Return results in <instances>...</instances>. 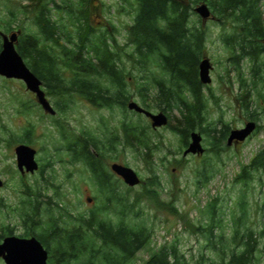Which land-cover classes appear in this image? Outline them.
I'll return each mask as SVG.
<instances>
[{"label":"rangeland","instance_id":"rangeland-1","mask_svg":"<svg viewBox=\"0 0 264 264\" xmlns=\"http://www.w3.org/2000/svg\"><path fill=\"white\" fill-rule=\"evenodd\" d=\"M54 2L63 8L58 9L49 3L52 17L62 26V31L75 40V19L80 15L77 10L80 0ZM30 3L33 0H0V30L7 34L16 30L23 34L36 32ZM69 4L72 6L68 7ZM134 4V0H89L87 20L95 33L102 32L108 41L116 39L118 50L126 62L127 72L132 71V75L136 77L131 79L132 76H129L127 81L131 99L143 106L138 96L137 83L144 82V77H150L151 72L139 70L135 60L126 55L132 49L128 42L127 26L134 16L131 12ZM261 8L264 9V2ZM210 9L212 10L211 7ZM214 15V18L210 17L211 19L202 23L207 32L205 55L212 64L211 82L203 85L206 93V87L211 88L213 95L218 98V105L208 100L204 116L205 123L211 122L219 128L222 121L229 125L230 130L243 126L247 121L236 99L238 82L235 81L236 70L227 62L229 48L220 40V36L232 32L235 22L230 19L222 22ZM190 19L191 23L200 24L201 19L194 11ZM7 27L11 29L6 31ZM53 48L58 49L57 46ZM241 65L244 76L248 78L249 62L244 59ZM226 67L229 68L230 81L226 76ZM61 68L66 80L71 79L74 75L71 69ZM220 76H224L223 79ZM42 88L46 94V88ZM46 96L55 110L53 114L42 109L34 94L25 88L21 80L0 76V178L3 181L0 186V230H6L9 226L12 234H28L23 237H29L33 232L41 233L42 227H46V222L51 218L59 219L61 227L75 230L81 227L78 216H89L97 210L113 223L123 217L125 222L130 220L132 223L144 224L150 230L146 244L123 264H145L161 246L174 242L179 253L190 264L199 260L203 264H218L222 257L227 259L233 248L236 251L243 249L241 236L246 239L249 234L256 238L253 264H264V234H261L264 231L263 179L260 180L257 174H253L250 180L244 182L234 180L241 166L264 146V117L259 111L256 114L260 128L238 145L222 147L223 150L215 155L211 150L210 137L196 128L195 131L202 135L204 152L201 155L189 153L183 156L182 152L187 144L183 145L180 135L170 130L168 124L153 128L150 119L144 114L127 108L124 110L119 106L97 107L78 93L68 97L69 107L61 111L55 106L57 97ZM153 97V92L147 95L150 103L148 110L159 112L161 110ZM29 105H32L31 109L26 110ZM168 112L171 124L175 123L173 117L179 116L178 109L174 107ZM122 120L148 125L146 132L152 137L151 142L158 145L152 165V170L160 181V185L155 186L157 199L143 197L147 189L144 184L148 185L146 182L153 173L142 156L131 147L122 148L117 145L112 149L105 142L106 137L112 134H122ZM59 125L71 137L89 133L104 141L105 149L101 150L102 164L111 175V185L121 198L120 205L123 204L124 207L115 206L113 199L107 200L110 190L102 188L89 167L70 153ZM25 130L30 131V144L17 142ZM7 139L13 142L8 145ZM189 141L190 138L187 143ZM19 143L36 149L38 168L34 172H19L14 152L15 145ZM112 162L134 169L141 179L140 183L135 186L125 184L110 170ZM203 166L208 176L204 182L200 181L202 176L199 175ZM26 190L37 197L30 207L23 203L28 199ZM87 196L91 197L90 201L86 200ZM158 201H164V206L156 205L155 202ZM132 203L134 206H130ZM211 204L215 205V236L209 240L202 227L209 223ZM33 205H37L36 216L33 220L23 222L25 212L31 213ZM33 222L36 224L33 225ZM40 222L44 225L39 226ZM85 235L88 236V233ZM79 262L73 261L72 264ZM0 264H5L1 258Z\"/></svg>","mask_w":264,"mask_h":264},{"label":"trees","instance_id":"trees-1","mask_svg":"<svg viewBox=\"0 0 264 264\" xmlns=\"http://www.w3.org/2000/svg\"><path fill=\"white\" fill-rule=\"evenodd\" d=\"M134 1L131 11L134 16L131 24L127 26L128 42L132 49L126 55L135 60L139 70L151 72L150 77H144V82L137 83L138 96L143 106L148 109L150 103L147 95L153 92L156 106L166 113L168 119V111L174 107L178 109L179 116L173 117V124L168 120V127L180 135L183 145L187 144L190 132L198 128L201 133L210 137L211 150L218 155L227 146L224 139L229 125L220 121L222 126L217 128L211 122L205 123L207 101L211 100L218 105V98L213 95L209 86L206 87L207 93L205 92L198 77V62L206 53L207 32L201 21L197 25L191 23L192 4L205 2L212 8V14H216L222 22L226 19L235 22L232 32L220 36V40L229 48L227 62L236 70L237 102L247 120L257 123V111L264 117V9L261 8L264 0ZM49 3L58 9L63 8L54 0H33V3H30L32 23L37 31L20 33L16 45L26 65L42 81L46 95L57 97L55 106L61 111L69 107L68 97L75 93L94 106H119L126 110V103L132 97L128 89V77H136L132 75V71L127 72L126 62L118 50L116 39L108 41L102 32L95 33V29L90 25L87 20L89 0H80L78 3L77 10L80 15L75 19V40L68 33H64L62 26L52 17ZM8 29L11 27H7L6 31ZM244 59L249 62L248 78L242 72L241 62ZM61 67L71 69L74 73L71 79L66 80ZM225 70L230 81L229 68L226 67ZM224 76L220 78L223 79ZM31 107L32 105L27 106L26 110ZM59 128L67 142V149L74 158L89 167L102 188L110 190L107 200L113 199L115 206L120 205L121 198L111 185V175L102 164L101 150L105 149L104 141L89 133L71 137L62 125H59ZM120 128L121 135L112 134L106 137L108 147H131L152 170L153 155L158 145L151 142L152 137L146 132L148 125L122 120ZM259 128L258 123L255 131ZM29 132L25 130L17 142L30 144ZM11 142V139H7L8 145ZM152 173L146 182L148 185L144 184L147 189L143 194V197L150 200L158 198L155 186L160 185L153 170ZM253 174H257L260 180L263 179L264 184V146L241 166L234 180L244 182L250 180ZM199 175L202 176L200 181L208 179L204 166ZM25 192L28 199L23 203L30 207L37 197L28 190ZM136 198L135 202L138 201V197ZM155 204L164 206L165 202L158 201ZM37 205L32 206L31 213L25 212L23 222L33 220L38 212ZM120 206L124 207L123 204ZM130 206H134V203ZM209 212V223L202 228L208 239L212 240L215 236L214 204L210 205ZM77 219L81 221V227L75 230L61 227L59 219L51 218L46 222L47 226L42 227L41 233H32L47 249L49 264H72L73 261L79 262L81 259L83 260L79 264H123L132 258L149 238L150 230L144 224L132 223L130 220L125 222L123 217L113 223L97 210H94V214L81 215ZM35 224L33 222V225ZM38 225L44 224L40 222ZM87 233L88 236L85 235ZM6 234H12L9 226L6 230H0V241ZM261 234H264V231ZM241 241L244 248L239 251L233 248L227 259L222 257L218 264H253L256 238L249 234L246 239L241 236ZM145 264L190 263L179 253L174 242L161 246ZM194 264H203V261L199 260Z\"/></svg>","mask_w":264,"mask_h":264},{"label":"water","instance_id":"water-1","mask_svg":"<svg viewBox=\"0 0 264 264\" xmlns=\"http://www.w3.org/2000/svg\"><path fill=\"white\" fill-rule=\"evenodd\" d=\"M193 11L198 14L202 23L213 16L209 6L205 2L196 4L193 7ZM19 34L20 30L12 31L8 34L0 30V76L21 80L25 88L34 94L37 103L42 109L53 114L55 110L42 88V81L26 65L16 48ZM211 69L212 64L210 59L204 55L198 62V77L202 84L205 85L211 82ZM126 107L129 110L144 114L148 117L153 128L168 124V116L163 111L152 112L132 99L127 101ZM255 128L256 122L254 120H247L242 127L231 128L226 138V145L230 146L233 141H244ZM189 137L190 141L183 150L182 155L186 156L189 153L196 155L203 154L204 147L201 143V133L193 130L190 132ZM14 152L16 165L20 173L34 172L38 168L35 159V148L25 143H19L15 145ZM109 167L128 186H135L141 181L138 173L127 165L112 162ZM2 184L3 181L0 178V186ZM86 200L90 201L91 197L87 196ZM0 258L5 264H48V251L34 235L23 237L10 234L4 236L0 241Z\"/></svg>","mask_w":264,"mask_h":264},{"label":"flooded vegetation","instance_id":"flooded-vegetation-1","mask_svg":"<svg viewBox=\"0 0 264 264\" xmlns=\"http://www.w3.org/2000/svg\"><path fill=\"white\" fill-rule=\"evenodd\" d=\"M212 17L214 18L215 16H212ZM212 17H211V18H212ZM211 18H210V19H211ZM204 23H205V22H204ZM241 127H242V126H241ZM227 136H228V135H227ZM226 138H227V137H226ZM239 143H241V142H235V141H233L231 145H238ZM187 144H188V143H187ZM186 146H187V145H186Z\"/></svg>","mask_w":264,"mask_h":264}]
</instances>
